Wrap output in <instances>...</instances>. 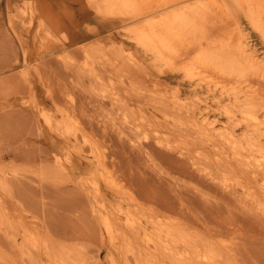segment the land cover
Masks as SVG:
<instances>
[{
  "label": "rangeland",
  "instance_id": "374dc122",
  "mask_svg": "<svg viewBox=\"0 0 264 264\" xmlns=\"http://www.w3.org/2000/svg\"><path fill=\"white\" fill-rule=\"evenodd\" d=\"M89 77L109 102L57 113ZM246 261L264 264V0H0V264Z\"/></svg>",
  "mask_w": 264,
  "mask_h": 264
},
{
  "label": "bare ground",
  "instance_id": "6f19581e",
  "mask_svg": "<svg viewBox=\"0 0 264 264\" xmlns=\"http://www.w3.org/2000/svg\"><path fill=\"white\" fill-rule=\"evenodd\" d=\"M135 73V72H134ZM90 78V77H89ZM95 78V77H94ZM93 77H91L90 78V82H91V84L90 85H88V86H79L78 87V95L74 98V97H72V96H67V98H66V100L67 101H64V103H62V105H58L57 103L55 104L56 105V107H55V110L57 111V113H59L60 115H67V114H69L70 112H73L77 107H79V106H84V105H88L89 107L91 106L92 108H94L95 106H97V105H99V106H101V105H104V104H106V103H108L109 102V97L107 96V95H104V94H100V93H97V92H93L94 90H95V86H94V81L96 80V78L94 79ZM99 81V80H98ZM74 85V84H73ZM68 86V85H67ZM89 86H91V89L93 90H91L90 91V88H89ZM94 86V87H93ZM72 88H73V86H72ZM67 89H69V87L67 88ZM139 93H141V92H139ZM134 95V94H133ZM135 96V95H134ZM132 96V95H126V96H124V100H125V102H127V103H129V101L130 100H136V99H140V97L141 98H143L142 96ZM127 97H129V99L127 100ZM134 97V98H133ZM122 99V102L124 101ZM115 106H116V104H115ZM139 106V105H138ZM141 108V107H140ZM93 119V118H92ZM91 119V120H92ZM90 120V121H91ZM97 120V119H96ZM104 120H102V125H103V128H106V126H105V124H104V122H103ZM97 123H98V121H97ZM99 125V124H98ZM137 127H139V126H137ZM106 132V131H105ZM124 138V137H123ZM151 139V138H150ZM123 141V143H126V140H127V138L125 139H122V137H119V142L120 143H122L121 141ZM122 143V144H123ZM149 142L146 140V143H145V141H139V142H137V143H132V144H128V146L126 147L128 150H130V151H133V152H135V151H139V149L143 146L144 147V145L143 144H145V145H147ZM111 145V144H110ZM112 146V145H111ZM110 147V146H109ZM123 147V146H122ZM142 147V148H143ZM148 147H149V145H148ZM141 150V149H140ZM146 150V149H145ZM117 150L116 149H113L112 147H111V152H115V153H117L116 152ZM140 152V151H139ZM138 169V171L140 170V168H137ZM199 169V168H198ZM120 170V169H119ZM133 170V169H132ZM134 171H136V170H134ZM139 172H141V171H139ZM138 172V173H139ZM137 173V172H136ZM130 174V173H129ZM135 174H133V173H131V175H129V176H131V177H129L126 173H125V171L123 172V170L121 169L120 170V173H119V176H120V178L121 179H123V180H126V181H128V180H130V179H133L132 177L134 176ZM135 177V176H134ZM136 178V177H135ZM133 181V180H132ZM124 183H125V181H124ZM136 183V182H135ZM130 184V183H129ZM137 184V183H136ZM134 186V185H133ZM132 187V186H131ZM188 188V187H187ZM135 189H137V187L135 188ZM133 190V189H132ZM115 192V191H114ZM138 192V190L136 191V194H138L137 193ZM195 193V192H194ZM226 194V193H225ZM120 196V195H119ZM146 201L147 200H145V204H146ZM218 201H220V200H218ZM223 201V200H222ZM221 202V201H220ZM134 203V202H133ZM144 203H142V204H144ZM230 204V203H229ZM135 205L136 206H134V208H138L140 205H141V203L139 202V204H138V202H136V200H135ZM231 206V205H230ZM238 206V205H237ZM236 206V207H237ZM187 207V206H186ZM235 207V205H233L232 206V208L233 209H235L234 211H237V212H240V208L239 207H237V209L238 210H236V207ZM130 209H132V207L130 208ZM151 209V211L152 212H154V207H151L150 208ZM184 209V210H183ZM229 209H231V208H229ZM232 209V210H233ZM179 210H182V212H184L185 214H186V209L184 208V206H182L181 207V203H180V209ZM237 212H235V214L234 215H236V213ZM241 213V212H240ZM238 214V213H237ZM204 219V218H203ZM186 225V224H185ZM181 226V224L179 225V227ZM182 228H185V227H182ZM213 228H218V227H213ZM219 229H221L220 227H219ZM220 232H222L221 230H220ZM223 233V232H222ZM192 235V234H191ZM197 235V234H196ZM194 236V235H193ZM198 236V235H197ZM218 236V235H217ZM222 236V235H221ZM200 238V237H199ZM203 238V237H202ZM202 238H200V240L202 239ZM222 238V237H221ZM218 238L219 240L217 241L218 243V246L217 245H215L216 247H214V246H212L213 248V250H218V251H220V250H222V252H218V251H215V252H217V254H218V256H220V254H221V257H217V258H221V262H222V260L223 259H229V258H231L232 257V259L233 260H235V257H237L235 254H233V249H234V246H235V244L233 243V241H231L232 242V247H231V245H230V247L228 246V244H230V243H227L226 242V239H224L225 240V242H222L221 240L224 238ZM173 239H174V237H173ZM198 238H196V236H195V238H192V236H191V238H189V239H186V241L185 240H181L182 242H181V244L184 246V249L185 248H187L186 246L187 245H190V242H191V245L192 244H194L195 245V247H197L196 249H198L199 248V245L201 244L200 242H203L202 240H204V239H202L201 241H200ZM205 240H206V237H205ZM207 241H209V240H207ZM207 241H205V242H207ZM208 243V242H207ZM179 244V243H178ZM210 244L211 245H214L213 243H211L210 242ZM225 244V245H224ZM234 244V245H233ZM208 245H209V243H208ZM204 246V245H203ZM176 247H178V246H176ZM182 246H180V248H181ZM193 247V246H192ZM211 246H208V248H210ZM172 248L173 247H171V250H172ZM194 248V247H193ZM205 248V247H201V249H199V251H202L203 249ZM237 248V247H236ZM235 248V250L237 251L238 250V248L236 249ZM178 249V248H177ZM176 249V250H177ZM183 249V248H182ZM191 249V248H190ZM195 249V248H194ZM194 249H191V255H193V256H195L196 257V255H198L197 253H198V250H197V252H196V249L194 250ZM189 250V249H188ZM168 251V250H167ZM167 251H166V254L167 255H170V254H168V253H171V251H170V249H169V251L170 252H168L167 253ZM186 251V250H185ZM190 251V250H189ZM192 251H195L194 253L195 254H193V252ZM206 251V250H205ZM175 252V251H174ZM204 251H202V253H203ZM187 253H188V251H187ZM186 253V254H187ZM205 253V252H204ZM223 253H224V255L225 256H223ZM186 254H184V258L183 257H178L179 258V260L180 259H183L185 262L186 261H189L188 259H187V257L189 258V257H191V255L189 256V254L188 255H186ZM214 254V253H213ZM173 255V254H172ZM183 255V254H182ZM182 255H180V256H182ZM185 255H186V259H185ZM200 256H201V254H200ZM213 256V255H212ZM223 256V257H222ZM215 257V256H214ZM169 258H172V256L171 257H169ZM163 259H164V257H163ZM173 259V258H172ZM191 259H193V258H191ZM196 260H198V257L197 258H195ZM238 259H241V258H238ZM164 260H166V258L164 259ZM242 260L243 259H241V262H242ZM202 261V260H201ZM208 262H209V260H207ZM231 261V260H230ZM237 261V260H236ZM163 262V261H162ZM165 262V261H164ZM184 262V264H186ZM190 262H193L194 263V261L192 260H190ZM200 262V261H199ZM237 262H240L239 260L237 261ZM240 262V263H241ZM244 262V261H243ZM187 263H189V262H187ZM193 263H191V264H193ZM214 263H215V261H214ZM251 263V262H250ZM199 264V263H198ZM209 264V263H208ZM211 264V263H210ZM234 264V263H233ZM238 264V263H237ZM246 264H249L247 261H246Z\"/></svg>",
  "mask_w": 264,
  "mask_h": 264
}]
</instances>
